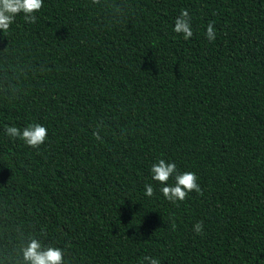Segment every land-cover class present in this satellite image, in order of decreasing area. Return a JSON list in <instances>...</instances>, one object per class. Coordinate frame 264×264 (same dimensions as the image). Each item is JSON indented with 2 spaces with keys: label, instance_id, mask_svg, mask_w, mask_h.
Masks as SVG:
<instances>
[{
  "label": "trees",
  "instance_id": "trees-1",
  "mask_svg": "<svg viewBox=\"0 0 264 264\" xmlns=\"http://www.w3.org/2000/svg\"><path fill=\"white\" fill-rule=\"evenodd\" d=\"M34 15L0 30V264H23L29 236L65 264H264V0H44ZM36 123L38 149L6 135ZM160 159L202 195L167 201Z\"/></svg>",
  "mask_w": 264,
  "mask_h": 264
},
{
  "label": "clouds",
  "instance_id": "clouds-1",
  "mask_svg": "<svg viewBox=\"0 0 264 264\" xmlns=\"http://www.w3.org/2000/svg\"><path fill=\"white\" fill-rule=\"evenodd\" d=\"M92 2L98 4L100 0H92ZM43 6L44 0H0V30L7 32L14 23L15 17L21 13L26 23H36L37 17L34 13L40 11ZM191 20L189 11L181 10L180 16L175 20L173 31L182 33L185 39L191 38L193 36ZM205 36L209 41L215 40L216 33L212 22L207 25ZM5 131L9 137L19 138L27 146L36 149L44 144L48 136L47 128L39 123L30 124L22 130L16 126H6ZM151 173L152 179L161 185L159 191L169 202L175 204L177 201H184L193 191L202 195V189L197 183V175L191 171L179 172L174 162L160 159L152 165ZM170 179L174 180V184H168ZM145 195L147 197L155 195L152 184L145 185ZM194 231L201 234L203 223L197 222ZM20 252L23 264H65L64 249L51 245L45 246L36 236H29L26 243L21 246ZM144 260L148 261V264H160L159 260L148 256H145Z\"/></svg>",
  "mask_w": 264,
  "mask_h": 264
}]
</instances>
